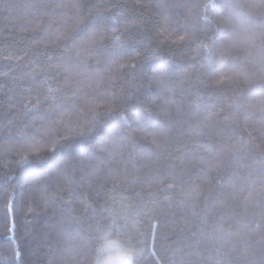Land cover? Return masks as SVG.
Returning <instances> with one entry per match:
<instances>
[{
  "label": "snow or ice",
  "instance_id": "6c2138e0",
  "mask_svg": "<svg viewBox=\"0 0 264 264\" xmlns=\"http://www.w3.org/2000/svg\"><path fill=\"white\" fill-rule=\"evenodd\" d=\"M0 3L13 7L8 0ZM28 7L34 10L31 21L18 20L17 25H24L22 33L41 34L45 58L27 89L35 97L24 102L18 121L6 125L11 134L0 147L20 155L17 171L7 180L18 185L25 215L45 221L25 225V234L36 237L27 260L26 249L13 236L8 264H93L90 256L80 257L97 234L106 247L119 244L110 235L124 239L134 254L126 264H190L186 248H199L206 236H221L233 227H251L257 212L262 219L253 229L260 233L258 247L243 261L264 264V179L256 190L246 177H228L233 181L228 193L219 198L216 214L207 216L208 205L201 207L206 173L201 169L193 175L181 167L189 154L199 155L203 165L217 151L212 131L201 130L203 111L211 109L229 120L233 110L245 113L253 93L264 92V0L259 5L240 0L193 5L177 0H35ZM66 10L73 13L67 36L77 43L59 56L53 47L48 55L49 42L55 46L67 38L69 25L59 22ZM234 35L239 39L232 40ZM260 115L258 127L249 129L245 115L244 126L237 121L232 134L238 133L241 147L251 146L264 174V110ZM220 186L217 179L213 188ZM177 189L182 194L177 207L186 210L177 230L191 238L187 245L161 250L159 221H151L159 198L163 195V203L171 204ZM237 191L245 210L251 204L253 211L234 224L222 212L225 200ZM7 211H13L12 201ZM145 216L149 229L138 231ZM8 230H19L15 220ZM206 252L193 264H241L240 257L220 248Z\"/></svg>",
  "mask_w": 264,
  "mask_h": 264
},
{
  "label": "trees",
  "instance_id": "16d2710c",
  "mask_svg": "<svg viewBox=\"0 0 264 264\" xmlns=\"http://www.w3.org/2000/svg\"><path fill=\"white\" fill-rule=\"evenodd\" d=\"M13 5L11 8H5L3 3H0V145L3 141L8 139L11 134L6 125L9 122L15 123L19 120L20 116L24 112L22 105L24 102L35 97V93H29L27 89L34 85V81L31 79L33 72H39L43 66L45 58V45L39 44L38 41L41 38L40 33H22L20 28L23 24L17 25V21L28 22L31 21L33 12L28 5L35 2V0H8ZM47 2V0H45ZM54 2H60V0H54ZM67 2V0H64ZM184 4L193 5L203 3L205 0H177ZM240 2H248L259 5L262 0H240ZM195 9L193 10V16H195ZM64 19L59 22L61 24L68 23L67 32L71 31V18L73 13L71 11L64 12ZM79 39V38H77ZM239 37L234 35L232 40H237ZM77 43V40H73L71 36H67L66 39H62L53 46L49 42L48 55H52L51 49L55 47V55L59 56L65 50H72L73 45ZM72 55L76 53L71 52ZM87 59V53L81 50L80 53ZM242 55H244L242 53ZM255 55V50L248 54ZM32 61V63H30ZM94 65V61H89ZM27 74V75H26ZM255 78H259L258 76ZM241 87L244 86V81H238ZM245 113L237 115L233 110L232 118L225 120L222 116H217L211 109L203 111L200 115V119L204 121L203 129L211 130L212 134L216 137L217 151L213 152L209 159L211 163L201 164V158L199 155L189 154L184 157L183 165L181 167H187L192 169V174L195 175L196 171L203 170L206 174L201 181V207L205 204L208 205L205 215L212 216L217 212L216 204L219 198L225 197L229 191V187L232 184V180L228 179L233 174L237 176H243L248 179V184L251 188L259 190L261 185L257 183L261 179H264V174L259 171L258 164L256 162V155L250 151L251 146L241 147L238 142V133L233 136L232 129L236 127L237 121L240 126H244L245 115H249L248 127L249 129L258 127L261 123V111L264 110V92L257 90L246 101ZM219 111V109H216ZM39 127V125H37ZM60 131L63 132V127L58 125ZM40 140L41 136L36 137ZM261 143V141H257ZM23 151V150H21ZM20 155L18 152L6 153L3 147H0V264H8L6 255L10 254V241H12L15 235L16 242L21 247L26 249L25 260L30 257V249L32 242L36 238L34 235L25 233L28 231L25 227L29 222L42 224L45 221L44 217L36 219V214L28 213L27 205H22L20 200L19 187L14 180H7L8 176H13L17 171L16 161L19 160ZM226 164L229 167H217L218 164ZM7 165V167H5ZM209 169H215V171L208 172ZM179 171V168H177ZM217 179L222 180V186L218 189L213 188ZM22 182V181H21ZM171 182V180H169ZM143 187V185L141 186ZM156 185H153V189ZM210 189H212L210 191ZM137 191L140 188L136 189ZM246 194V193H245ZM119 195H123V190ZM118 195V199H119ZM173 197L171 204L163 203V195L156 202L157 212L154 214V219L151 222L159 221L160 228L157 230V248H169L174 244L187 245L190 241V233L180 232L177 230L179 222L185 213V209L177 207L182 194L177 189L171 194ZM204 197L208 199L205 200ZM242 196H239L238 191L233 194V198L226 199L223 205L222 214L227 218L232 217V223L244 220L246 215H251L253 209L251 204L247 206V210L241 203ZM9 201L13 202V211H7V205ZM237 205H240L239 207ZM78 210H79V206ZM82 211V210H80ZM175 211L176 215L173 217L171 212ZM40 212L39 208H36V213ZM151 215V214H150ZM15 220L18 227V231L13 233L9 231L12 227V222ZM247 221H245L246 223ZM262 223L261 215L257 212L254 224L247 228L233 227L225 234L221 236H206L204 243L199 247H189L185 249L187 258L190 264L203 254L207 257L206 249L211 247L212 249L220 248L222 252L229 253L233 256L241 258V264H244L243 258L248 256L253 248L258 247L256 241L259 239L260 233L257 231L253 233L255 224ZM150 221L147 216L143 217L136 228L138 231H147L149 229ZM86 230V229H85ZM110 240L119 241L122 246L128 247L124 243V239L115 235L109 236ZM150 239V238H149ZM87 241V237H85ZM88 247L83 250V255L80 257L81 261L89 257L93 260L97 252L95 249H99L101 244H105V241L100 238V235L94 238V240L87 241ZM43 251L41 255H43ZM23 264V262H21Z\"/></svg>",
  "mask_w": 264,
  "mask_h": 264
},
{
  "label": "clouds",
  "instance_id": "9594fccd",
  "mask_svg": "<svg viewBox=\"0 0 264 264\" xmlns=\"http://www.w3.org/2000/svg\"><path fill=\"white\" fill-rule=\"evenodd\" d=\"M100 251L97 252L93 259V264H126V261L132 259L134 254L126 246L120 244L106 247L101 244Z\"/></svg>",
  "mask_w": 264,
  "mask_h": 264
}]
</instances>
